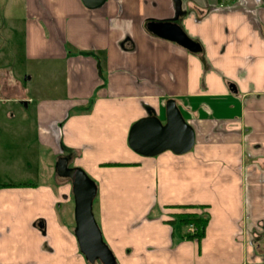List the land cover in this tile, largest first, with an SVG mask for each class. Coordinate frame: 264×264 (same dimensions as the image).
I'll return each mask as SVG.
<instances>
[{"label": "crops", "instance_id": "1", "mask_svg": "<svg viewBox=\"0 0 264 264\" xmlns=\"http://www.w3.org/2000/svg\"><path fill=\"white\" fill-rule=\"evenodd\" d=\"M11 1L25 60L63 83L39 92L34 72L0 51V128L16 104L31 107L36 143L55 162L40 183L0 185V264H89L60 156L96 183L93 212L116 264H264V0ZM176 15L200 53L153 32ZM171 99L193 148L137 154L132 126L164 123ZM195 214L208 220L201 240L185 223Z\"/></svg>", "mask_w": 264, "mask_h": 264}, {"label": "water", "instance_id": "2", "mask_svg": "<svg viewBox=\"0 0 264 264\" xmlns=\"http://www.w3.org/2000/svg\"><path fill=\"white\" fill-rule=\"evenodd\" d=\"M178 3V0H176ZM90 9L102 6L106 0H82ZM179 11V8H178ZM179 14V12H178ZM173 21L151 23L153 32L164 39L179 43L198 54L201 47ZM130 148L144 157H154L166 151L181 155L189 152L195 143L194 130L186 122L175 100L166 103V120L152 115L137 121L128 138ZM56 174L69 179L75 201V235L80 249L89 264H116V258L104 242L102 231L95 219L93 201L97 193L96 183L79 167H70L68 158L60 156L56 162Z\"/></svg>", "mask_w": 264, "mask_h": 264}, {"label": "rangeland", "instance_id": "3", "mask_svg": "<svg viewBox=\"0 0 264 264\" xmlns=\"http://www.w3.org/2000/svg\"><path fill=\"white\" fill-rule=\"evenodd\" d=\"M11 4V0H0V51L5 52L6 59L11 62L10 67H14L24 75L26 71L34 72L33 84L40 87L39 92L42 93L46 87L54 88V86L60 90L63 83L62 76L59 75L56 79L55 76L46 74V64L31 63L25 60L24 32L19 29L20 18L24 17L22 5ZM12 8L15 14H11ZM4 17H16L18 28L11 26L10 21H7L5 25ZM14 108L18 111L17 116L10 123L7 121L5 127L0 128V185L40 183L45 178L44 173H46L48 164L54 161L51 158L48 159L47 150L36 143L31 107L26 110L24 106L16 104ZM11 124L16 129L13 130L14 132L11 131ZM57 160L58 158L55 159L56 162Z\"/></svg>", "mask_w": 264, "mask_h": 264}, {"label": "trees", "instance_id": "4", "mask_svg": "<svg viewBox=\"0 0 264 264\" xmlns=\"http://www.w3.org/2000/svg\"><path fill=\"white\" fill-rule=\"evenodd\" d=\"M119 165V164H116ZM21 184H12V183H4L2 184V187H16ZM186 224H192L195 227V232L192 235H189L190 237L197 238L198 240H201L204 237L205 234V228L207 226L208 220L205 216H198L194 215L188 220H185Z\"/></svg>", "mask_w": 264, "mask_h": 264}, {"label": "built area", "instance_id": "5", "mask_svg": "<svg viewBox=\"0 0 264 264\" xmlns=\"http://www.w3.org/2000/svg\"><path fill=\"white\" fill-rule=\"evenodd\" d=\"M189 230H190L191 233H194L195 232V227L191 224Z\"/></svg>", "mask_w": 264, "mask_h": 264}]
</instances>
